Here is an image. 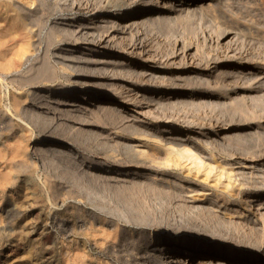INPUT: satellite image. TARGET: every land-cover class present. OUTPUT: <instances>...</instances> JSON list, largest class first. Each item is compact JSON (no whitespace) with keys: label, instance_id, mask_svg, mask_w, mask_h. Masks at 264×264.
I'll return each mask as SVG.
<instances>
[{"label":"rangeland","instance_id":"374dc122","mask_svg":"<svg viewBox=\"0 0 264 264\" xmlns=\"http://www.w3.org/2000/svg\"><path fill=\"white\" fill-rule=\"evenodd\" d=\"M42 1L39 41L20 55L24 18L11 0H0V264H164L143 250L150 230L172 231L202 246L252 251L250 264H259L257 259L264 258V0H185L196 9L192 16L175 13L142 25L132 37L154 57L133 54L128 44H121L126 50L116 57L92 55L136 68L154 58L161 62L160 73L180 76L194 69L206 78L217 76L212 93L220 101L215 107L172 104L166 110L140 97L153 94L148 87L156 76L146 80L109 63L88 68L82 58L90 54L84 48L77 52L85 56L81 59L55 53L69 47L52 24L72 11ZM80 19L78 13L70 21ZM48 32L55 34L51 43L45 38ZM53 87L100 89L124 102L120 113L93 110L92 103L85 112L76 109L81 98L72 99L73 105L49 99ZM131 88L137 100L120 97L128 89L134 92ZM161 88L165 95L173 87ZM204 90L207 94L209 89ZM202 120L207 124L199 129ZM171 122L180 126L181 136L193 139L199 153H210L235 169L232 192L194 172L136 155L131 147L143 138V130L168 136L164 128ZM223 123L230 126L227 137L220 135ZM67 147L71 150L64 151ZM148 149L163 161L164 153L154 144ZM93 161L118 170L91 173L87 168ZM205 212L215 218L203 228ZM222 218L227 220L220 223ZM187 264L219 263L195 258Z\"/></svg>","mask_w":264,"mask_h":264},{"label":"bare ground","instance_id":"6f19581e","mask_svg":"<svg viewBox=\"0 0 264 264\" xmlns=\"http://www.w3.org/2000/svg\"><path fill=\"white\" fill-rule=\"evenodd\" d=\"M11 1H12V4L20 10L22 17L24 18V28H25L24 39L25 40H24L23 45L20 47L19 52H20V55H25L26 52L32 51L36 45V42L39 41L38 40L39 36H38V27L37 26L39 24L38 22H40L39 21L40 16L37 15L38 4H44L45 2L43 3L42 0H38V1L37 0H11ZM50 1L54 3V7L55 6H61V7H64L65 9H67L69 11H72V12H70V15H68L69 13H67L63 17L62 21H54L52 24L53 29H55L57 31L56 36L61 37L64 40H67L66 43L69 47V48H67L68 50H64L65 48L64 49L59 48V50L57 52H55V53L59 54L60 56H62V57L63 56L64 57L69 56V57H72V59L73 58H77V59L80 58L81 59L82 57H85V56H82L80 53H77V52H79L80 48H84V49H87V52H89V54H90L89 56L82 58L84 60V66H87L88 68H90V66L93 63L100 62V63H103V65L105 63H109V65L111 64L113 67L117 66V69L120 68L121 71L125 72L127 70H129V71L131 70L134 73L136 72V74H139L143 79H146V80L150 79L153 76H156L158 79H156V81H154V83H152V86L150 85L148 87L149 92H153V94L150 96V95H147L145 92V93L141 94V96H140L142 98V101L144 100V102H147L148 105H152L153 107H156V106L161 107L162 106L165 109V107L170 106L172 104H176V105L181 106V107L188 106V105H191V106L192 105H198V106L212 105L215 107L218 104V102L220 101L218 99V95L212 93L214 90H216L214 88L215 84L218 83V81H217L218 78L216 75L215 76L213 75V77H211V78L210 77L208 78V76H207V78H206L205 75H204L205 77L202 76L201 72L195 71L194 69H192L191 71L188 69H185L183 71V74H181L180 76L179 75L175 76L172 73H170V74H166L164 72L160 73L158 71V68H159L161 62L156 63V61L153 60L154 58L152 59V61L141 65L139 68H136L135 66H133L131 64V62L119 61L116 58L114 59V57L119 56L118 55L119 53L124 52V50H126L124 47L126 44L129 45V48H130V50L128 49L129 52H133V54H136V52H144L146 58L153 56V55H151V53L149 51H147V49H144V46H142V43H140L141 41L138 42V46H137L136 42L132 41V37H134L136 35V31H138L142 25H148L150 23L158 22V21H161L163 19H170V17L172 18L173 14H175V13H176V16H178V15L181 16L184 14L188 15V16H192L196 10L195 7L192 6L193 5L192 2L188 3L185 0H50ZM199 6H200V4H199ZM157 9H162V10H165L166 12H164V11L160 12ZM172 11H175V12H172ZM78 13H80L81 19L77 22L70 21ZM39 14H41V13H39ZM41 23L42 22H40V24ZM53 34H54V32L49 33V34H47V37H45V38H47L48 41H50V43L52 41H54V40H52ZM137 37H136V39H137ZM54 38H56V37H54ZM47 42H46V44H47ZM121 44H123V45L125 44V45L122 46ZM47 46H49V45H47ZM135 49H137V51ZM182 51L183 50H181V52ZM96 53L103 54V57H104V54H111V53L115 54V56L112 59H106L103 57L97 58L96 56L94 58L92 55H95ZM161 60L162 59H160V61ZM198 62H199V60H198ZM75 63L77 64V62H75ZM96 65H98V64H96ZM101 66H102V64H101ZM80 71H81V69H80ZM186 71H188V72H186ZM225 71H226V69L220 70V74H224ZM233 73H235V72H233ZM34 77H36V76H34ZM77 81L78 80H76V79L74 80V82H73L74 87L78 86ZM203 83L206 84V86H203L202 85ZM168 85H170L173 88H172V90L169 91L170 92L169 94L163 95L162 94L163 88H161V87L162 86H168ZM132 89L133 88H131L130 90H132ZM204 89H209L207 94L201 93V91ZM128 91H129V89L126 90L127 93L121 94L120 97L128 98V96H130L131 99H133V100L138 99L136 96L137 91H135V90H134V92H128ZM171 93H174V94H171ZM35 95L36 96L39 95V97H40V93H38V91L35 92ZM213 95H214V98L211 97ZM18 96H20V95H18ZM48 97H49V99L52 98L56 102V104H61V105H73L72 104L73 101H71L72 99L81 98L82 101L78 102V105L76 108L77 110H81V111H83V110L85 111V109L88 108L87 105L92 103L95 106V108H91L93 110L100 107L101 109L103 108L104 111L106 110V112L107 111L108 112L118 111L120 113V111H119L120 107H121L120 105L122 104V102H124L120 98H116L114 96H111L106 91H103L100 89L89 91L86 89H80V87L76 91H73V90L70 91V89H63V88L58 89V88L53 87L52 89H50V92L48 93ZM48 97L45 98V100H47ZM14 99L16 100V98H14ZM22 99H23V97H22ZM36 99H38V98H36ZM102 99L108 100L111 102L103 103ZM20 102L14 101V104L16 105V107L18 105L19 108L23 107V109L26 110L27 107L25 106V108H24V106H20V104H19ZM79 103H80V105H79ZM31 107L28 106L29 109ZM70 110H73V109H70ZM67 111H69V110L67 109ZM87 111H85V112H87ZM26 112L28 113V111H26ZM22 113H24V112H22ZM82 113L83 112H80L79 113L80 115L79 114L78 115L82 116ZM94 113H95V111H94ZM35 114H37V113H35ZM164 114H166V113H164ZM122 115H124V114H122ZM167 115H168V113H167ZM34 116H36V115H34ZM121 117H123V116H121ZM197 120H198V118H197ZM39 121H41V120H39ZM87 121H88V119H87ZM205 123H206V121L204 122V120L198 122V126L200 127V128L199 127L198 128L204 129L206 127ZM66 125H67V123H66ZM70 125H71V123H70ZM187 125L189 128L195 127L194 125L192 126V124H187ZM179 127L180 126L177 125L176 123L171 122L169 127L164 128V130H166L165 132H167L169 134L168 136H164L162 134H156L154 132L148 133V131L143 130L142 131V132H144V134H143L144 136L142 135L143 138L140 139L139 140L140 142H138L137 144H135L131 148L134 149V152L136 153V155H140L142 157L149 158L154 163L163 162L167 166L168 165L169 166H171V165L178 166L180 168L186 169L187 171L184 170L185 172L190 171L192 173L194 172L193 173L194 175L199 174L202 177V179H206L210 183H213V184L221 185L222 188H224V189H226V188L229 190L233 189L235 186V182L232 179V175H233V172H235V169L233 167H231V165L226 166V164H224V162H220L218 160L219 158L217 160H216V158L214 159L213 156H212L213 157L212 158L210 153L206 154V153H204V151L199 153L198 152L199 149L196 150L197 148H195L196 145L192 141L193 140L192 138L191 139L190 138L189 139L184 138L185 136L183 137L179 134V132H180ZM220 128L222 130L220 132V135L226 136V134H227L226 129H229L230 126H228L227 123H223V125ZM136 129H138V128H136ZM141 130H140V132H141ZM81 132H83V131H81ZM216 139H218V138H216ZM34 140H36V139H34ZM37 140H41V139H37ZM150 144L151 145L154 144L155 147H157L158 149H160L162 151V153H164V155H163L164 159H162L163 161H160L161 159H159V161H158V160H156L157 159L156 157L152 156L151 152L148 149ZM69 149L70 148L67 147V149H64V151L69 150ZM160 155H161V153H160ZM149 159H148V161H150ZM160 164H162V163H160ZM87 169H88L87 171H89L91 173L102 172L104 174L106 172H113L114 173L118 170V167L113 166L111 164L106 165V164H104L103 161H93L90 163V165ZM239 169H241V168H239ZM201 177H199V178H201ZM196 190L197 189H195V191ZM201 191H202V189L198 192H201ZM204 191H206V190H204ZM187 195H189V194H187ZM191 196H192V194H191ZM199 205L200 204H198V206ZM205 205H206V203H205ZM195 206H197V205H195ZM201 206H202V204H201ZM187 207H188V205H187ZM194 207H193V209H194ZM189 208H190V206H189ZM196 216H198V215H196ZM213 216L214 215H212L211 213H206V214H204V216H202V217H205L201 221V225L203 226V228H206L209 225L208 223H210L209 221L212 220L213 218H215ZM226 220L224 218H222V220H220V223H221V221L225 222ZM218 222H219V219H218ZM212 226H214V225H212ZM252 227H254V226H252ZM207 229H209V228H207ZM211 229H213V228H211ZM252 229H254V228H252ZM145 234H146L145 235L146 238L144 241L145 244L143 245V248H144L143 250H145V253L147 252L150 256L154 257L153 259L156 258L158 260V258H159L160 259L159 261H162L164 264H187V262L192 261L195 258L205 259V260H207L208 263H210L213 259V260H216V262H218L219 264H250V262L252 260H255L254 259L255 255L252 251L245 252L243 250L234 249V248H225L224 249V248L219 247V246H217V247L202 246V245H199L193 241H187L186 239L182 238L179 234H176L172 231L166 232V231H162V230H156V231L152 232V230H150ZM257 260L260 262L259 264H264V258L263 259L262 258L257 259Z\"/></svg>","mask_w":264,"mask_h":264}]
</instances>
